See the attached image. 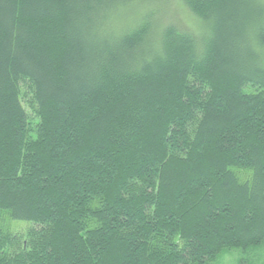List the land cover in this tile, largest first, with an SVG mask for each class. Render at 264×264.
I'll return each instance as SVG.
<instances>
[{"label":"trees","instance_id":"16d2710c","mask_svg":"<svg viewBox=\"0 0 264 264\" xmlns=\"http://www.w3.org/2000/svg\"><path fill=\"white\" fill-rule=\"evenodd\" d=\"M137 1L0 0V264L264 247V6L181 0L202 36L117 29Z\"/></svg>","mask_w":264,"mask_h":264},{"label":"rangeland","instance_id":"374dc122","mask_svg":"<svg viewBox=\"0 0 264 264\" xmlns=\"http://www.w3.org/2000/svg\"><path fill=\"white\" fill-rule=\"evenodd\" d=\"M260 2L264 6V0H260ZM129 8H134V11L132 9L129 10ZM129 8L125 12L127 11V15H130V17L123 19L120 23L114 22V26L117 29L130 28L133 26V22L141 21L144 15H149V17L154 19V22H160L162 26H173L179 31L193 33L195 36L203 35L204 28L202 27L204 24L191 13L181 0H138ZM28 91L30 92V90ZM29 92L27 93V98H29ZM26 107L29 110V107ZM3 225L13 234H23L30 226L27 223L12 221L6 216L3 217ZM242 259H246L249 264H264V247L248 253L238 250H227L213 264H240Z\"/></svg>","mask_w":264,"mask_h":264}]
</instances>
